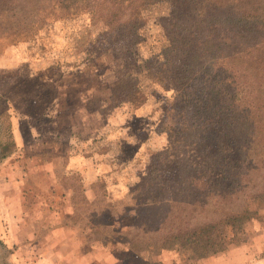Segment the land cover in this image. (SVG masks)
<instances>
[{"label":"rangeland","instance_id":"rangeland-1","mask_svg":"<svg viewBox=\"0 0 264 264\" xmlns=\"http://www.w3.org/2000/svg\"><path fill=\"white\" fill-rule=\"evenodd\" d=\"M258 1L0 0L2 218L43 205L44 239L81 237L78 251L126 264H194L182 244L222 225L226 248L206 258L264 264V61L220 51L212 20ZM238 215L234 233L223 224ZM13 234L0 228V264L33 251V227Z\"/></svg>","mask_w":264,"mask_h":264},{"label":"trees","instance_id":"trees-1","mask_svg":"<svg viewBox=\"0 0 264 264\" xmlns=\"http://www.w3.org/2000/svg\"><path fill=\"white\" fill-rule=\"evenodd\" d=\"M259 3L253 4L250 3L247 6H234L229 5L226 2L222 3L218 8L217 12L213 15L212 20L217 24L219 31V42H220V51L226 49L234 48L235 46H241V50L244 49V46L249 50L253 51L256 55V58L259 62L263 63L264 61V3L258 1ZM133 4V5H132ZM126 6L134 7L138 16L142 15V9L136 8V4L129 3ZM95 37L93 40H97ZM80 66L79 62H76ZM95 69V67L93 66ZM93 69H91L92 72ZM77 73V78L82 75L87 76V73L80 70ZM205 75L204 77H206ZM202 80V79H201ZM204 80H208L206 77ZM83 90L87 87L86 83H83ZM138 88V86L136 87ZM139 89V88H138ZM132 90L130 100H136L139 96H142V92L139 89ZM205 92V91H204ZM130 94V92L128 93ZM87 99V100H86ZM85 105L87 108L94 103L95 95L93 96L92 90H88V95L86 96ZM209 97L206 98V100ZM207 102V101H206ZM88 125V124H87ZM70 132H76V128L70 127ZM135 139V138H134ZM132 139V140H134ZM124 145L134 144L138 142L139 139L133 142H130L127 138L123 139ZM130 148V147H129ZM249 216L238 215L236 217H230L223 224L225 226H231L234 229L237 227H242V225L249 219ZM241 225V226H240ZM182 245H192L194 247L195 253L198 258H206L210 253L216 254L220 251L225 250L227 245L226 231L222 225H211L204 227L202 233L198 234L193 232L189 241H185Z\"/></svg>","mask_w":264,"mask_h":264},{"label":"crops","instance_id":"crops-1","mask_svg":"<svg viewBox=\"0 0 264 264\" xmlns=\"http://www.w3.org/2000/svg\"><path fill=\"white\" fill-rule=\"evenodd\" d=\"M11 191L10 195H22V191ZM6 194V193H5ZM40 194V193H39ZM38 194V195H39ZM8 204H5V212L3 215V218L0 214V228L6 227L10 228V234L15 235L18 232H21L24 234V231L27 228L33 227V232L35 235L30 236L31 238L30 245H32L33 251L31 253L28 252V254L25 253L24 249H21V254L19 255L18 252L15 254L17 257L18 262L15 264H126L123 262V257H113L112 254L108 252H80L78 251V245L82 242V239H78L76 236H70V235H64V236H57V237H51L49 239H44L40 233H42V230H40V225H42L43 220L39 217V211L43 212V205L37 206V205H31L32 211L35 210L36 217H33V219H26V215L24 214L26 211L30 210L28 206L30 205H21L20 209H18V205L15 206V212H13V209H9ZM11 206V207H12ZM36 206V207H35ZM36 208V209H35ZM11 211V212H10ZM41 212V213H42ZM63 213V216L66 215V213H70V210L65 211L64 209L61 211ZM15 213H19L18 215H15ZM15 217H18L17 219ZM68 221L70 223V219H61L60 224L62 227V231H66V228L69 227L67 224ZM71 225V224H70ZM53 227H57V225H53ZM36 229V230H35ZM17 242V241H16ZM44 250H36L35 248H39L40 244H45ZM83 243V242H82ZM36 245V246H34ZM13 260L15 258L14 254ZM127 255V253H126ZM132 255V254H131ZM125 256V254H124ZM134 259L136 254H133ZM180 253H168L164 257L163 264H189L184 261H182ZM249 258V257H248ZM200 259V258H199ZM12 260V259H11ZM139 259L138 261H140ZM125 261V260H124ZM175 262V263H174ZM13 264V263H12ZM194 264H224V260L221 258H218L217 256H213L211 258H202L200 260H197Z\"/></svg>","mask_w":264,"mask_h":264}]
</instances>
